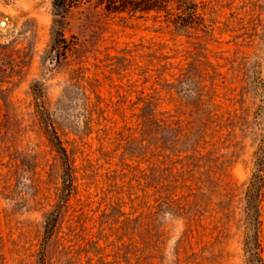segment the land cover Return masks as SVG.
<instances>
[{
	"label": "rangeland",
	"instance_id": "1",
	"mask_svg": "<svg viewBox=\"0 0 264 264\" xmlns=\"http://www.w3.org/2000/svg\"><path fill=\"white\" fill-rule=\"evenodd\" d=\"M52 1L0 0V264H246L264 0L187 26Z\"/></svg>",
	"mask_w": 264,
	"mask_h": 264
},
{
	"label": "trees",
	"instance_id": "2",
	"mask_svg": "<svg viewBox=\"0 0 264 264\" xmlns=\"http://www.w3.org/2000/svg\"><path fill=\"white\" fill-rule=\"evenodd\" d=\"M83 2H94L97 5L102 6L107 12L112 13H127L130 15H146L152 14L157 17H163L168 19L173 24L178 26L187 25H201L202 20L198 12V2L196 0H53V8L56 10L55 22H58V18H63L65 12L79 3ZM63 38H60L61 41ZM64 42V41H63ZM54 133V132H53ZM56 146L62 155H65V151L61 146L57 136L53 135ZM259 168H261L264 155L258 154L255 159ZM66 166V165H65ZM258 168L250 179L249 188L247 189V201L248 207L253 208V212L248 214V229L252 233L246 234L244 250L246 253V264H264L259 255V242L257 236V225H258V209L256 204L258 186L262 183L261 169ZM69 173L65 174L67 178ZM63 181L64 189L67 190L66 185L70 184L69 178ZM64 191V190H63ZM254 205V206H253ZM52 217L46 219V227L50 229L54 223L55 215L50 213ZM52 221V222H51Z\"/></svg>",
	"mask_w": 264,
	"mask_h": 264
}]
</instances>
